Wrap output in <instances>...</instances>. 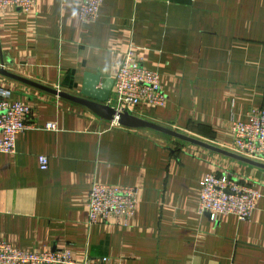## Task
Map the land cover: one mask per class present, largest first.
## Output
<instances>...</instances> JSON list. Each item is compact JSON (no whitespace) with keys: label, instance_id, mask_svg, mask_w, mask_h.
Masks as SVG:
<instances>
[{"label":"crops","instance_id":"0c3cea01","mask_svg":"<svg viewBox=\"0 0 264 264\" xmlns=\"http://www.w3.org/2000/svg\"><path fill=\"white\" fill-rule=\"evenodd\" d=\"M78 4L36 0L28 13L0 10V65L79 97L86 73L100 76L99 89L131 50L160 73L167 96L164 107L138 106L131 115L243 156L230 136L233 121L264 109V0H103L89 23ZM0 88L30 104L28 123L56 127L26 130L13 152H0V241L66 249L77 261L264 264V168L146 127L98 134V117L83 105L3 75ZM212 171L255 181L248 219L198 212ZM93 182L138 188L125 225L88 221Z\"/></svg>","mask_w":264,"mask_h":264},{"label":"built area","instance_id":"2783aa9c","mask_svg":"<svg viewBox=\"0 0 264 264\" xmlns=\"http://www.w3.org/2000/svg\"><path fill=\"white\" fill-rule=\"evenodd\" d=\"M36 0H0V10L18 8L28 13ZM103 0H78L81 22H94L99 17ZM167 101L160 73L141 65L138 56L127 51L114 76L112 88L104 104L114 111L112 119L97 118L98 134L114 135L123 129L119 114L135 107H164ZM32 108L29 103L10 100L6 89L0 88V152L11 153L16 137L26 130L45 128L56 130L55 124L27 122ZM248 121H233L230 142L239 154L264 163V109H251ZM40 169L48 167L45 155L37 158ZM138 188L100 182L91 184L87 199V219L97 221L120 220L125 223L132 216L137 202ZM259 192L255 181L238 178L233 172H209L203 177L198 212H210L214 217L233 214L240 220L250 217ZM0 264H121L119 258L84 257L73 259L66 249L23 250L0 241Z\"/></svg>","mask_w":264,"mask_h":264},{"label":"water","instance_id":"95a60500","mask_svg":"<svg viewBox=\"0 0 264 264\" xmlns=\"http://www.w3.org/2000/svg\"><path fill=\"white\" fill-rule=\"evenodd\" d=\"M0 75H3L5 77L17 80L19 82L25 83L27 85L33 86L35 88L41 89L43 91L49 92L51 94L57 95L61 98L67 99L69 101L78 103L80 105H83L87 107L92 113H94L97 117L103 118V119H112L114 115V111L110 108H108L104 102L107 100L113 79H108L104 83L101 84V87L99 89H96V85L99 84L100 81V76L98 74H93V73H86L84 75V82L83 85L79 91L80 96H74L70 95L61 91H58L56 89H52L49 87H46L44 85H41L39 83H35L33 81H30L28 79H24L22 77H19L13 73H10L6 71L2 64L0 65ZM85 98V99H84ZM87 98V99H86ZM119 123L122 126L126 127H132V128H141V127H146L149 129H152L153 131H157L160 133H163L168 136H172L175 138H178L182 141H185L187 143L197 145L203 148H207L210 150H214L216 152H220L222 154L228 155L232 158L238 159L239 161H242L244 163H248L257 167L264 168V163H260L257 161H254L252 159H248L246 157L236 155L233 153H229L217 148L212 147L211 145H208L207 143H204L203 141H200L198 139L192 138L190 136L180 134L176 131H173L171 129L155 125L153 123H149L143 119L137 118L128 112H123L119 114Z\"/></svg>","mask_w":264,"mask_h":264},{"label":"rangeland","instance_id":"374dc122","mask_svg":"<svg viewBox=\"0 0 264 264\" xmlns=\"http://www.w3.org/2000/svg\"><path fill=\"white\" fill-rule=\"evenodd\" d=\"M180 134H182V133H180Z\"/></svg>","mask_w":264,"mask_h":264}]
</instances>
